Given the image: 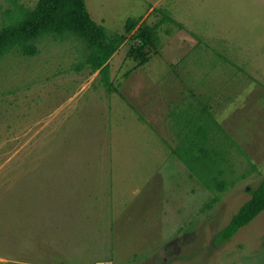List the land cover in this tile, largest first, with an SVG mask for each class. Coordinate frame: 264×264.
I'll use <instances>...</instances> for the list:
<instances>
[{"label": "rangeland", "instance_id": "rangeland-1", "mask_svg": "<svg viewBox=\"0 0 264 264\" xmlns=\"http://www.w3.org/2000/svg\"><path fill=\"white\" fill-rule=\"evenodd\" d=\"M84 1L109 35L125 36L110 92L77 36H43L34 55L0 60V264H264V210L214 242L264 178V0ZM35 2L0 0V26L15 3ZM150 5L197 44L185 51L186 34L167 36L163 24L159 53L136 68L124 22ZM169 71L181 86L170 88ZM213 90L233 184L208 207L214 192L170 150L168 112L189 91L206 101Z\"/></svg>", "mask_w": 264, "mask_h": 264}, {"label": "trees", "instance_id": "trees-1", "mask_svg": "<svg viewBox=\"0 0 264 264\" xmlns=\"http://www.w3.org/2000/svg\"><path fill=\"white\" fill-rule=\"evenodd\" d=\"M154 11L160 17L153 25L139 24L142 16L128 17L124 22V32L131 33L133 41L128 53L137 66L148 61L151 49L157 52L160 43L158 29L163 23L169 22L182 28L167 10L159 8ZM5 16L6 21L0 26V60L12 52L22 56L34 55L37 52L36 41L43 36H77L86 51L84 63L93 73L98 71L100 82L107 92L113 89L108 60L125 36L117 33L109 35L103 25L91 18L84 0H36L31 7L15 3ZM135 28L136 33L133 31ZM168 118L177 139V144L170 150L187 167L191 177L195 176L205 188L214 192L206 204L209 207L219 200L218 193L233 184L224 177L230 139L227 140L224 129L206 103L192 91L172 107ZM249 193L250 197L216 234L215 243L229 240L264 210V178L256 187L250 188Z\"/></svg>", "mask_w": 264, "mask_h": 264}, {"label": "crops", "instance_id": "crops-1", "mask_svg": "<svg viewBox=\"0 0 264 264\" xmlns=\"http://www.w3.org/2000/svg\"><path fill=\"white\" fill-rule=\"evenodd\" d=\"M159 8H161V9H165V10H167L165 7H161V6H155V7H153L152 5H150L148 8H147V10L142 14V15H140V16H142V19H141V21L139 22V24H141V23H145V24H147V25H153L154 23H156L157 22V20L159 19H157L155 22H153V23H151V21H153L152 19V17H153V15L155 14V13H157L156 11H154V9H159ZM172 18V17H171ZM173 20H175L174 18H172ZM176 22H178L177 20H175ZM151 23V24H150ZM166 23H169V22H165V23H163L164 24V32H165V34L167 35V36H169V35H172L173 33H174V36L176 35V34H179L180 32H184L185 34H186V37H184V41H186V42H184V43H187V46L185 47V51L187 50V49H190V51H192V50H194L195 49V45L197 44V39L195 38V37H192L191 36V34H189L185 29H184V25L181 23V22H178L179 24H181L182 25V28H178L177 26H172L173 24H171V26H169V27H167V26H165L166 25ZM162 24V25H163ZM162 25L159 27V29H158V31L160 30L161 31V27H162ZM168 31V32H167ZM171 32V33H170ZM170 33V34H169ZM158 36H159V33H158ZM160 39V38H159ZM193 41H196V43H193ZM173 48V47H172ZM185 51H184V53H183V55H182V57H186L187 55L185 54ZM157 52L159 53V50H157ZM154 53L153 55H155V54H158V53ZM116 53H117V50L112 54V56L109 58V60H108V62L110 61V59H112V57H114V54L116 55ZM152 57V55L150 56V58ZM150 58L148 59V61L150 60ZM147 61V62H148ZM147 62H145V63H147ZM144 63V64H145ZM143 65V64H142ZM142 65H139V66H137L136 68H138V67H140V66H142ZM171 66V65H170ZM136 68H134V70L129 74L128 72H126V74L125 75H129L128 77H131L132 75H135L134 76V78L136 77V73H138L139 71L136 69ZM169 73H171V77H172V80H170V77H169V80H170V88L172 89V84H173V80H175V82H177V86H181L182 85V83L184 82V80L183 81H181L182 79H181V77L179 76H177V75H175V76H173L172 75V72L171 71H169ZM180 79V80H179ZM204 87L203 85H194V87H196V88H199V87ZM186 88H189L190 90L191 89H193V88H191V87H185V89ZM214 91L215 90H213V91H211V93H208L207 94V98H206V101H204L205 103H206V105H207V107L209 108V110H210V112L212 113V115L214 116V118L216 117L215 116V111H216V109H215V107H214V104H220V102H214V98L212 97L213 96V94H214ZM221 91V88L219 89V92ZM147 92V91H146ZM172 92H173V90H172ZM151 95L152 94H150V96H149V94H147V104L149 105V103H150V101H152V97H151ZM156 96H157V98L158 97H160V99L162 100V101H160L158 104L159 105H167V104H169V105H172L173 104V99H172V97L171 98H167L166 97V95H164V97H162V96H159L158 94H156ZM226 100H228V98L226 99ZM180 102V100L178 101V102H175L174 104H173V106L174 105H176V104H178ZM213 102V103H212ZM141 103H143L142 101H141ZM173 106H171V108H170V110L172 109V107ZM169 110V111H170ZM169 113V112H168ZM216 119V118H215ZM216 121L221 125V123H220V121H219V119L217 118L216 119ZM222 126V125H221ZM222 128L226 131V132H228L223 126H222ZM231 133V132H230ZM233 134V133H232ZM234 135V134H233ZM242 135H244L243 133H242ZM235 137H238V136H240V134L239 135H237V134H235L234 135ZM244 139H246V135H244ZM103 163V162H102ZM108 261H110L111 262V264H113V262L111 261V260H108Z\"/></svg>", "mask_w": 264, "mask_h": 264}, {"label": "built area", "instance_id": "built-area-1", "mask_svg": "<svg viewBox=\"0 0 264 264\" xmlns=\"http://www.w3.org/2000/svg\"><path fill=\"white\" fill-rule=\"evenodd\" d=\"M94 264H111V262L110 261H97V262H95Z\"/></svg>", "mask_w": 264, "mask_h": 264}]
</instances>
